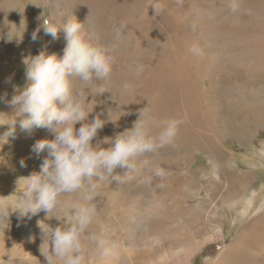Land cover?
<instances>
[{"label":"rangeland","instance_id":"rangeland-1","mask_svg":"<svg viewBox=\"0 0 264 264\" xmlns=\"http://www.w3.org/2000/svg\"><path fill=\"white\" fill-rule=\"evenodd\" d=\"M29 1L30 0H13V2L16 3L15 5L19 6V11H18L19 14L16 12V14L14 13L15 15H12V17H9L10 15H8L7 18L9 20L6 19V15L0 17V35H3L8 31L7 25L3 23L4 19H6L5 22L9 24V26H11L12 32L14 31L13 33H16L21 37L19 42L15 40L16 45H14V40L11 41L12 42L11 43L8 42L7 39H5L6 37L0 38V57L2 58L6 57L5 58L6 61L1 60L0 63L3 62V66L7 67L8 69L14 70L11 71L9 75L12 81L11 84H8L2 90L0 88V96L7 94V100H11L12 96L18 95L20 91H23V88L27 83L25 79L26 65L23 62L26 58L30 56L38 55L41 51H45L48 54L55 53L58 56L63 55V49L66 46L63 32L59 33L58 39L53 40L51 36L45 35L43 30L41 29L38 40L36 42L32 41L31 39L32 33L38 28L40 24V20L42 24V19L51 16L54 17L55 21L59 25V23L62 20L66 19V17H64L65 15H70V16L76 15V17L81 22L84 23L85 34L95 41L99 39L100 43L102 42L103 45L105 46L107 45V41L109 40V37L110 38L113 37L112 41H115L114 33L111 31L112 29L110 28H113V25L121 20L125 21L128 26L126 35H128V41H129V44L127 45L125 52V59H126L131 57L130 54L134 50L135 44L138 42L139 37L141 35L140 30L135 28L132 19L134 18L137 19L141 16H145V14L148 12L147 10L148 0H141L140 2L141 5L134 12L137 14L134 17V13H131L128 20L125 19L123 20V16L124 14H126L125 7L127 0H40L41 7L37 5V9L38 11L41 9L40 12L42 14V17L40 15L41 19L38 22L39 24H34L32 26L31 20L35 19V17L31 16L30 12H34V9L32 7L31 8L27 7L25 10H23V6L25 7V5ZM3 3L4 0H0V5H2ZM164 4H165V9L160 15L154 16L155 13L153 10L150 12L151 13L150 15L149 13H147L150 16L149 18L156 17L155 19L156 21H158V19L161 18L162 20L160 19L161 20L159 21L160 23L158 22L157 24H155L156 26L154 24L153 25L147 24V25H143L142 27L144 30H147L149 26L155 28L156 29L155 32H158L162 36H158L157 34H154L153 39L155 38V35L158 36L159 38L162 37V39H158L159 41L161 40L160 44L164 42L162 41L163 37L166 39L168 46L173 51V54L174 55L176 54L175 56H173L172 65L169 63L164 64L163 62L164 60L163 61L157 60L158 55H152L151 57L147 56V59L144 56L143 58H141L138 55L135 58L130 59L126 63V64H130V66L133 69L130 70V73H133L135 76H138L140 74L138 77L144 76L145 79L146 76H147L146 78H148V76L150 77L152 74L156 73L157 71L165 72L169 70L170 66H174L175 76H177L178 74H179L178 76H180V74L183 71L185 72V75L188 76V79L192 80L195 86L198 87L197 91H199L201 95L200 98H201L202 110H206L207 107L206 105H208L209 100H215L216 103H219V105L216 106L218 108L217 110L218 113L215 115V121L217 125L215 126L214 129L215 131L212 132V134H214L212 135V137L215 136L213 140H216L217 142L210 144V148L209 147L207 148L208 150L206 153H203L202 151L201 152L197 151L196 148H193V150L191 149V153H192L191 155V153H189V151L186 152L187 151L186 148L183 147L181 149L183 150V152L180 151L179 154L180 157L175 158V160L169 157L170 154L169 151H167L168 154L166 156H164L163 153H160V155L157 154L156 156V160L158 159L157 160L158 163L156 162L155 164H157L156 166L160 167V169L163 170L162 171L163 177L165 178L166 176V179H168L171 176L175 175V187L176 189L178 188L176 191L177 195H175V199L177 198L178 200V198H180L178 201H181V203H183L186 208L190 207L191 209H195L198 207L199 204H202L203 205L202 207H205L203 208L204 210L198 209L197 211H194V215L189 214V216H187L186 212H183L185 219L184 218L182 219L180 215H178L179 217L177 218L175 224L177 225L178 229L175 231V235L173 239V243L175 242V244L172 245L173 247L172 251L174 253L173 255L175 258L172 257L174 258V260L169 262L166 261L167 262L166 264L182 263L181 258L188 248L189 249L195 248L194 251L196 252L190 255V259L188 263L185 264H207L211 259L215 258L218 255V253L223 250L225 246L228 247L229 243H231L232 240H236V238L239 237L240 235H242L243 237L242 238L243 243L241 248L243 247V250L249 248L251 250L249 255L251 257L255 256L256 258L257 255L260 256L262 251H264V230H263L264 229V218H263L264 216V77H263L264 71L260 69L261 67H264V0H240V4H241L240 11L236 14H232L229 12V10L226 7L225 0H164ZM168 8H170L172 17H169L170 16L169 12L165 16ZM10 9H11L10 12L14 11L13 5L10 7ZM65 10L67 11L68 14H66ZM40 12L38 13L40 14ZM200 13L206 16H210L209 14H211L210 16L211 18L209 19L206 17L204 19L202 18L203 16ZM16 15L19 16L17 17ZM119 15H121L122 18H120L121 16ZM234 21L238 23V25H240V28H243V25L245 23V27H249L251 31H248L249 30L248 29L244 33L245 36L244 35L237 36L236 32L231 36V38L227 35L224 36V33L220 31L224 27H230L229 23ZM22 22L24 27L20 28L19 29L20 31L19 30L16 31V28L20 27ZM193 22L196 24L195 31H192ZM2 23L3 25H1ZM109 24L111 25L108 26ZM198 25H203V26L213 25L214 27H211L210 29L215 30V28H219L217 31L220 32L219 33L220 35L211 36L210 34L206 33L204 34L205 36L204 35L200 36L197 34L198 29H200ZM163 28L164 29L166 28L165 29L166 31ZM108 32L110 33L108 34ZM100 35H102V37ZM233 37L235 39H233ZM143 39L145 40L144 49H147L149 47L148 43H150L149 42L150 39L144 36ZM232 40H236L238 43L234 42L236 43V45H234L233 42L231 43ZM192 43H198L203 50H207V51L212 50V55H215L219 51H222L223 57H227V56L231 57L238 54V52L240 51L245 56L247 55L249 56L250 54L252 58L250 61L245 60L244 58H242V60H239V57L237 56L236 58L233 57L231 60L217 61V63L213 64V61L210 58H207L208 56H204L198 58L199 62H201L198 63L199 65L198 66L197 63L190 64L191 58L189 59L187 58L188 56L191 57L187 49ZM229 43L231 44L229 45ZM109 47L110 49H112L115 58L119 60L120 58L118 52L119 46H109ZM207 51L204 54H208ZM14 56L18 57L17 60L16 58L15 59L13 58ZM184 58L188 59L186 63L185 60H183ZM9 60L11 61L15 60L14 65L11 64V62H8ZM136 62L140 63V65L143 66L144 71L142 73L137 72L136 70L137 68H135L137 67ZM247 62H250V65L252 67L259 68L256 69L258 70V72L253 74L255 75L254 78L247 77V74H245V72L243 73L242 71L244 68L243 64ZM183 64L184 67L182 66ZM210 68L213 69V72H215V78L216 79L218 78L221 84L219 88L215 89V91L211 95H209L208 98H203V95H206L205 93L207 91L205 88H207V86L209 87V85H207V82H205L206 79H204V76L202 74L205 72L204 70ZM114 78L115 75L111 73L109 81L106 82V84L104 85L107 91L104 92L102 95L93 97L98 102L97 104H99V107L102 109L108 107L109 104H116V106L120 105L121 102L120 97L122 96V93L120 94L119 92L122 91H118L120 90L118 89V86L112 89L113 88L112 82L117 81L118 83L117 80L118 76L117 78H115L116 80ZM177 80L178 79H176L174 83H171V85H173V90L175 91L177 98L180 99V95H178L180 92L176 91L178 88L176 87ZM200 81H203V83H200ZM75 83L77 87L80 86L78 81H75ZM123 88L124 87H122L121 90H123ZM130 89L132 91L133 88L129 87L127 92H129ZM86 91L90 92V89ZM244 97H246L248 101H250V104L252 106L251 107L252 112L250 111V113L251 115L253 114L252 116L247 110L248 108L245 110L247 113L243 112L239 108L242 100H244ZM154 99L155 97L150 91L146 95H143V99L139 100L136 98L137 101L139 100L138 101L139 104L145 107L152 104V101ZM248 114L251 117H255V119L252 120L254 123L252 125L253 129H251V131L252 130L254 131L251 132L250 136H247L246 140L240 141V142L245 141L247 142V144H242L238 142L237 141L238 136L237 138L236 137L232 138L231 136H223L226 135L227 132H230L233 127L236 126L237 128V126H240L242 124V121L245 122L246 120L244 119V117L247 118ZM13 115H15L13 108L10 107L9 104L6 102H0V123H6L8 121V116H13ZM242 117L243 120H241ZM22 118L23 117H17V121ZM114 121L115 120H112V123ZM109 122L111 121H108V124ZM222 124H225L227 126V129L223 128ZM243 124L246 125L245 123ZM9 127L10 125L8 124H0V135H2L5 131H7ZM16 131H17V136L15 139L9 138V141L6 144L4 143L3 145H0V182L3 181V184L5 183V185H0V186L7 187L8 191H9V185L11 183L16 184V180H17L16 172L12 173L13 176H9V177L10 179L14 177L15 180L14 179L11 180L12 182L10 181L11 183L8 184L9 183L7 179L8 174L11 173L10 170L12 169V168L9 169L10 168L9 166L19 168L18 171L24 176L26 175L28 170L31 171V169H34L33 164L35 162H36L35 164L40 165L39 164L40 161L38 160L37 162V156L32 151L31 145H29L30 147L28 146L26 150H22V147L25 146H24V142L20 143V141L29 139L30 142H32V139L35 140L47 139L50 133L47 129L40 128V129H34L33 132L30 135H28L26 133L20 132L18 124ZM239 137L243 138L244 136L242 137L240 135ZM219 141H221V145ZM10 144L12 145V147H17L18 156L12 158L8 153V149L4 147V146H6L7 148L8 146L11 147ZM219 146H223L228 153L227 157H229V160L227 158L228 160L227 166L229 167V170L234 172L232 173V175L234 174L232 178L235 181V187L238 189V191L233 192L229 196H228V192L229 190H231L230 188L233 185L231 184V181L229 183L228 181L225 182V179L228 174L225 173L224 170L222 171L221 169H219L218 165L213 160L214 155H216L214 152H216L219 149ZM157 149L155 152L160 151V148ZM44 153H46V151ZM181 153H184L185 155H182ZM25 155L29 157V160L25 158L26 157ZM231 155L234 156V159L233 156ZM187 157L189 158L191 157L190 161H192L195 157V162L190 163ZM4 158H8V159H4ZM22 159H25L26 166L24 167L20 165V161ZM200 167H202L201 170L202 173H200L201 176L197 173L194 174L192 172L193 170L195 172V170L200 169ZM6 168H8V170ZM150 171L151 174H153L154 170L151 169ZM150 171L149 170L145 171L143 175L146 176L145 173L146 172L150 173ZM246 174H250L252 176L248 178ZM196 175L198 181L200 180L199 182L202 183L201 184L197 183L195 187L200 188L201 191H200V195L191 197L192 194L195 193L192 192L193 184L191 179L196 177ZM223 175L225 176L224 179H223ZM242 175H245L248 179L242 177ZM155 177L157 178V180L154 179L152 181V183L154 182L152 185L155 184V188H150L149 186H147V189L151 190L154 194L157 195L158 198L156 201L157 203H159L160 201H162V195L164 190L163 189L164 184L160 183L159 181H164V180L159 179V177H157L156 175ZM144 181L145 179H143L142 182ZM130 182H126V183L130 184ZM136 182L137 181H135L132 184V187L136 186ZM147 192L148 191L145 189L142 190V196H143L142 198H144V202L143 199L138 200L140 201L139 203H141V206L142 205L146 206V204L148 206L149 203L147 202H150V204L153 203V201L151 202L150 197L147 195ZM7 194H2L0 191V213H4L7 215L6 217L0 215V237L5 238L4 241L2 240V242H4V244L7 245L8 249H12L15 246V248L12 251H15L16 249H22V247L26 243H29V245L27 246H30V244L31 245L34 244L35 246L34 245L33 247L31 246V249L33 255L36 254L34 258L35 261L38 262L39 260L44 259V257L40 253V246L42 243L41 237H40L41 242L37 244L39 238L37 239L36 235L33 236L35 241L30 238V242L26 240L29 239V234H25L24 236L22 235L24 229L28 228L27 227L28 225L26 224L30 222L29 219L26 217H22L20 211L18 210L19 213L16 215L18 217L12 215L13 220L15 222L14 223L9 221L7 222L8 217L9 219H11L9 215L10 209H6L2 204L6 199V197L8 196ZM160 194L161 196H159ZM145 198H148L150 201L147 199L145 200ZM207 209H211L212 214L208 215L209 213L207 212L205 213V210ZM198 213H200L201 215ZM204 215L206 218L204 217ZM132 220L134 221L133 218ZM182 220H185L186 223L185 221H183L184 222L183 223ZM43 222L50 225L51 227H56L59 225V221H57L55 218L52 219L45 218ZM210 223L212 224L213 227L211 226ZM217 225L219 226L221 232L220 231L218 232L217 230L214 229L217 227ZM243 226H246L245 227L246 230L248 228L250 230L248 229L245 233V230L242 228ZM89 231L91 230L89 229ZM113 231L115 230L110 228L107 230V233H105L107 238H109L110 240H115V237L112 236ZM139 232L137 233L132 232L128 234L130 238L133 240V243L135 244L134 246H132V248L130 247L129 236L127 237L123 236L122 240L124 242H122L121 240L117 242L118 247L116 248L113 256L108 258L107 262H110V264H151L153 259L156 264H163L164 259L166 257L165 254H163V250L165 249L166 252L169 251V248L167 247L169 245H166L164 243L166 241V238H162L160 242V239H158V237L156 238V236L154 235L144 234L147 237L143 238L144 236L142 232L141 231ZM23 237H25L26 239ZM184 238L186 239V241L184 240ZM247 242H249V244H247ZM181 244L184 248L180 246ZM262 245H263L262 251L255 250V248L258 249ZM88 250L89 253H91V247ZM129 250H131L130 251L131 253L128 255ZM25 258L26 256H22L20 258L17 257L18 259L17 264H20L19 261H25ZM126 261H130V262H126ZM98 263L99 260L96 261V264ZM24 264H29V263L25 261ZM259 264H264V262Z\"/></svg>","mask_w":264,"mask_h":264},{"label":"clouds","instance_id":"clouds-1","mask_svg":"<svg viewBox=\"0 0 264 264\" xmlns=\"http://www.w3.org/2000/svg\"><path fill=\"white\" fill-rule=\"evenodd\" d=\"M148 3L154 16L164 11V0H148ZM225 3L230 13L240 11V0H225ZM64 17L66 19L59 25L54 17H45L31 36L32 41L36 42L42 29L45 35L56 40L63 32L66 42L63 55L41 51L26 58L23 62L26 65L27 83L23 91L12 96L11 100H7V94L0 96V102L8 103L15 113L8 116L6 123H0L10 125L0 135V145L7 143L9 138H16L17 124L20 132L28 135L40 128L53 134L54 139L37 140L32 145L37 157L45 151L47 156L42 160L40 171L16 180L19 192L15 209L28 219L44 212L46 219L59 221L56 227L42 223V220L37 221L42 233L40 253L46 264H96L97 260L103 261L113 256L118 247L103 231H89L97 215L94 200L101 183L106 177L116 180L120 176L116 173L118 168L126 169L123 175L127 176L129 172L138 170L136 161L139 160L141 165L147 164L148 160L141 158L170 144L177 135L179 121L172 118L158 123L145 107L139 110V118L131 128L114 137H104L94 144L93 140L110 120V109L107 120L102 118L103 111L89 120L98 102L95 99L88 101L87 97L89 94L102 95L107 91L104 85L110 79L113 60L110 48L87 36L84 23L76 15ZM4 23L8 31L0 38L19 42L21 37L12 32L9 24ZM22 27L23 22L19 28ZM127 27L125 21L113 25L115 41L126 38ZM192 29L196 30L195 23ZM187 50L196 58L204 55L198 43H192ZM136 70L143 72L144 68L139 65ZM75 81L79 82L80 87L76 86ZM11 82V78L5 81ZM128 88L125 84L124 91H128ZM89 89L90 93L86 91ZM17 117L23 118L17 121ZM77 124H80L79 128ZM152 125L159 128L156 136L150 135ZM104 144L110 146L105 148ZM20 164L26 166L24 160ZM154 174L163 176L159 167L154 169ZM62 196L74 198L62 203ZM0 215L7 216L4 213ZM14 248L8 249L5 256L9 259L3 258L2 264H17L18 259L12 254Z\"/></svg>","mask_w":264,"mask_h":264},{"label":"bare ground","instance_id":"bare-ground-1","mask_svg":"<svg viewBox=\"0 0 264 264\" xmlns=\"http://www.w3.org/2000/svg\"><path fill=\"white\" fill-rule=\"evenodd\" d=\"M140 2H141V0H129V1L127 0L126 1V7H125L126 14L123 13L124 14L123 20L124 19L128 20V18L130 17V14L134 13L135 10L141 5ZM15 4L16 3H14L13 0L12 1L11 0H4V3L2 5H0V17H3V16L6 15V19L9 20L7 18L8 15H10L9 17H12V15H15L16 12L18 13L19 6H16ZM123 4H125V3H123ZM12 5L14 7V11L10 12V10H11L10 7ZM37 5H39V7H41L40 0H30L25 5V7L23 6V10H25L27 7H30V8L32 7L34 9V12H30V15L35 17V19L31 20V25L32 26L34 24H39L38 22H39L40 19H37V18H40V15L42 17V14L40 12L41 9L38 11ZM147 10H148L147 13H149V15H150L151 14L150 12L153 9H149V3H148V6H147ZM21 11H22V9H21ZM38 12H40V14ZM168 12L170 13L169 17H172L171 12H170V8H168L165 16L167 15ZM147 13L145 14V16H141V17H139L137 19L136 18L132 19V22H133L135 28L140 30V34L141 35L139 37L138 42L135 44L134 50L130 54L131 57L125 59L126 48H127V45L129 44L128 35H126V38L123 39L120 42L112 41L113 37H111V38L109 37V40L107 41V45H106L107 47H109V46H119L118 47V52H119V57H120L119 60H117L115 58V56H114V54L112 52V49H110V54H111V57H112V60H113L112 74L115 75V78H117V76H118L117 80H118V83H119L118 84L117 81L112 82V86H113L112 89H114L116 86H118V89H120L118 91H122V92H119L120 94L122 93V96L120 97L121 98L120 99L121 102H120L119 106H116V104H109L108 107H105V108L102 109V108L99 107V104H97V106L95 108V111L90 114L89 120H91L96 115V113L103 111L104 112V116L102 118L107 120L108 119V116H107L108 109H110V120H111V122H109V124H108V122L105 124L103 129L99 131L97 137L93 140V143L95 144L98 140H103L104 137H114L115 134H117L118 132H122L125 129H127L129 127H132L133 122L136 121L139 118V110L145 108V106H143V105L141 106L138 101L140 99H143V95H146L147 93H149V91L153 94L155 99L152 101V104H150L146 108L149 110V112L153 116L154 120L157 121L158 123L162 124L164 121H166L168 119H172V118L177 119L179 121L177 135L175 136V138L173 139V141L170 144L165 145L163 147H160V151L159 152H155V153H153L152 155H150L148 157H142L141 160H143V159H147L148 160L147 164L141 165L139 160L136 161V163L138 165V170L137 171L129 172L128 175L125 176L123 174H125L126 170L118 168V169H116V173L120 174V176L115 178L118 181L114 180L113 177H106V179L101 183V187L97 190L96 195H95L94 204H95L97 215H96V218H95V222L90 227V230L91 231H96V232L103 231L104 233H107V230L112 228V229L115 230V231H113L112 236L115 237L114 241L116 243L118 241H120V240L122 242H124L122 240L123 236L127 237V236H129L128 235L129 233H132V232H136L137 233L139 231L142 232V234L144 236L143 238L147 237L146 236L147 234L154 235V236H156V238L158 237V239H160V242H161L162 238H166V241L164 243L166 245H169V246H167L169 248L168 252H166L165 249L163 250V254H165V256H166L165 257L166 260L164 259V263L166 264L167 263L166 261H168V262L169 261H173L174 258H175L174 255H173L174 253L172 251L173 250L172 245L175 244V242L173 243V239H174L175 231L178 229L177 225H175L176 224V220L179 217L178 215H180V217L183 219L184 218L183 212H186L187 216H189V214L190 215H194V211H197L198 209H203L205 207H202L203 205L199 204L198 207L195 208V209H191L188 206H187L188 208H186L184 206V204L181 203V201H178L180 198H178V200H177V198L175 199V195H177L176 191L178 189V188L176 189V187H175V175L171 176L168 179H166V176H165V178L163 176L159 177V179L164 180V181H159L160 183L164 184V186H163L164 190H163V195H162V201L157 203V201H156L157 198H158L157 195L154 194L151 190L147 189V186H149L150 188H155V184L152 185L154 183V182L152 183V181L154 179L157 180L155 175H153L154 172L152 171L153 174H151L150 170L151 169L154 170L155 167H158V166H156L157 164H155V163L156 162L158 163V161H157L158 159L156 160V156H157V154L160 155V153H163L164 156H166L168 154L167 151H169L170 152L169 157L173 158L174 160H175V158H179L180 157L179 154H180V151L183 152V150H181L183 147L186 148V150H187L186 152L189 151V153H191V149L193 150V148H196L197 151H200V152L202 151L203 153H206L207 150H208L207 148L208 147L210 148V144H212L214 142H217L216 140H213V138L215 136L212 137V135H214V134H212V132L215 131L214 129H215V126L217 125V123L215 121V115L218 113L217 112L218 108L216 106H218L219 103H216L215 100H209L208 105H206L207 106L206 110H202L201 109V98H200L201 95H200L199 91H197L198 87L195 86V84H194V82H192V80L188 79V76L185 75V72H183V71L180 74V76H178L179 74L177 76H175V68H174V66H170L169 70L165 71V72L164 71H162V72L157 71L156 73L152 74L150 77L148 76V78H146L147 76L145 75L146 76L145 79H144V76L138 77L140 74L139 75L136 74L138 76H135L133 73H130V70H133V69L130 66V64H126V63L130 59L135 58L138 55L141 58H143V56H144V57H146V59H147V56L151 57L152 55H158L157 60H160V61L164 60L163 61L164 64L165 63L166 64L169 63L171 65H172L173 56L176 55V54L175 55L173 54L172 49L168 46L167 41H166V39L164 37H163V40H162L164 42H162L160 44L161 40L159 41L158 39H162V37L159 38L158 36H162V35H160L158 32H155L156 31L155 28H152L151 26H149L147 28V30L149 32L147 30L143 29V27H142L143 25H147V24L148 25H153V24L155 25L159 21L162 20L160 18L161 20L158 19V21H156L155 20L156 17L149 18L150 16ZM66 14H68L67 11H66ZM136 14L137 13H134V17H135ZM209 15L211 16V14H209ZM98 16H100V15H98ZM119 16H121V15H119ZM202 16H203L202 18H204V19L206 17L209 18V19L211 18L210 16H206V15H202ZM218 16H217V18H218ZM17 17H16V19H17ZM120 18H122V16ZM168 18H167V21H168ZM234 19H235V17H234ZM5 21L6 20L4 19L3 23ZM107 22H108V20H107ZM3 23L1 25H3ZM161 23H163V22H161ZM229 24H230V27H224L220 32L224 33V36L227 35L230 38L235 32L237 33V36H242L249 29V27H245V23L243 25V28H240V25H238V23H236L235 21L231 22ZM40 25H41V20H40L39 26ZM110 25L111 24H109L108 26H110ZM198 26L200 27V29H198V33L197 34L200 35V36H202V35H204L206 33L210 34L211 36H219L220 35L219 34L220 32L217 31L219 28H215V30L210 29L211 27H214L213 25L212 26L211 25H205V26L198 25ZM10 28H11V26H10ZM91 28H92V26H91ZM19 29L20 28L17 27L16 31H18ZM110 29H112V28H110ZM248 31H251V30L249 29ZM109 33L110 32H108V34ZM154 34H157L158 36L155 35V38L153 39ZM100 36L102 37V35H100ZM143 36L146 37V38L148 37L150 39V41H149L150 43H148L149 47L147 49H144V44H145L144 41L145 40L143 39ZM177 38H176V41H177ZM233 39H235V38L233 37ZM96 41L98 43H100L99 39H97ZM158 41H159V43H158ZM232 42H233L234 45H236V43H238L236 40H232L231 43ZM234 42H236V43H234ZM200 43H201V41H200ZM231 43H229V45ZM101 44H103V43L101 42ZM14 45H16L15 44V40H14ZM238 45H240V44H238ZM209 46H211V45H209ZM206 51L207 50H203L204 53ZM207 53L208 54H204L203 57L204 56H208L207 58H210L213 61V64L217 63V61L231 60L233 57L236 58L237 56L239 57V60H242V58H244L245 60L250 61L251 58H252L250 56V54H249V56L247 55L248 56L247 57V56L243 55L240 51L238 52V54H236L234 56H231V57H229V56L223 57L222 51H219L215 55H212V50H208ZM122 54H124V55H122ZM5 58L0 57V62H1V60L6 61ZM13 58L14 59L16 58V60H17L18 57L14 56ZM187 58L188 59L191 58L190 64L197 63V65H198V63H201V62H199L198 58L193 57L192 55H191V57L188 56ZM138 59H140V58H138ZM188 59L184 58L183 60H185V63H186V61ZM202 59H204V58H202ZM141 61H142V59H141ZM8 62H11V64L14 65L15 60L14 61L13 60L12 61L9 60ZM243 62H244V60H243ZM136 65L139 66L140 63L136 62ZM201 65H203V64H201ZM182 66L184 67V64ZM243 66H244V68L242 70L243 73L245 72V74H247V77H250V78L253 77L254 78L255 75H253V74L257 73L258 70H256V69H259V68L258 67L257 68L252 67L250 65V62H247V63L243 64ZM135 68H137V67H135ZM260 69H262V71H264V67H261ZM11 71H14V70L13 69H8L7 67L3 66V62L0 63V88H1V90L5 86H7L9 84V83H5V81H6L7 78H10L9 75H10ZM204 71L205 72L202 75L204 76V79H206L205 82H207V85H209V87L207 86V88H205L207 91L205 93L206 95H203V98H208L209 95H211L215 91V89L219 88L221 83H220L218 78L217 79L215 78V72H213L212 68L206 69ZM257 78H259V77H257ZM176 79H178L177 83H176L177 84L176 87H178V88H177L176 91L180 92L179 94L177 93L178 95H180V99L177 98L176 93L173 90V85H171V83H174V81ZM203 81H200V83H203ZM125 84H127L129 87L133 88L132 91L130 89L131 92L130 91L129 92L124 91V88H123V90H121L122 87H124ZM107 94H109V93H107ZM120 94H118V95H120ZM93 97H94L93 95L89 94L88 97H87V100L91 101V99H95ZM136 98L139 99V100L137 101ZM183 104H186V105H183ZM251 107L252 106L250 104V101H248V99L246 97H244V100H242L241 105L239 107L240 110H242L243 112L247 113L245 110L248 108L247 110L250 113ZM250 115H251V113H250ZM261 115H263V114H261ZM251 116H249V114H248L247 118L244 117V119L246 120L245 122L242 121V124L239 123V124H241L240 126H237V128H236V126L233 127L230 132H227L226 135H223V136H231L232 138H234V137L237 138V136H238V139H237L238 142L246 140L247 136H250L251 132L254 131V130L251 131V129H253L252 125H253L254 122L252 120L255 119V117H251ZM112 120H115V121L112 123ZM241 120H243V117H242ZM243 123H245L246 125H244ZM76 127L79 128L80 124H77ZM222 127L227 129V126L225 124H222ZM218 129H220V128H218ZM158 132H159V128L158 127H156L155 125L150 126V134L152 136H156L158 134ZM216 133H217V131H216ZM240 135L242 137L243 136L244 137L240 138L239 137ZM220 138H222V137H220ZM47 139H49V140L54 139L53 134L49 133V136L47 137ZM40 140H42V139H40ZM36 141L37 140H35V139H32V142H30L29 139L28 140H24V141H20V143L24 142V146H25V147H22V150H26L29 145H31V149H32V145ZM219 143L221 145V141H219ZM240 143L247 144V142H245V141L244 142H240ZM109 146L110 145H108V144H104L103 145V147H105V148H107ZM4 147L6 149H8V153L10 154V156L12 158L18 156L17 147H12V145H11V147L8 146V148L6 146H4ZM214 153L216 155H214V159L213 160L218 165L219 169H221L222 171L224 170V172L228 174L226 179H225V182L228 181V183H229L231 181V184L233 185L230 188L231 190H229V192H228V196H229L233 192L238 191V189L235 187V181L232 178L233 175H234V174L232 175V173H234V172L229 170V167L227 166V162L229 160V157H227L228 153L224 149L223 146H219V149L216 152H214ZM181 154L185 155L184 153H181ZM159 155H158V157H159ZM191 155H192V153H191ZM211 155H213V154H211ZM46 156H47V151H46V153H41L40 156L37 157V162L39 160L40 161L39 164L41 165L42 160ZM231 156H233V155H231ZM8 158H10V157H8ZM8 158H4V159H8ZM25 158H27L29 160V157L26 156ZM161 158H162V156H161ZM190 158L187 157L188 161H190ZM227 158H228V160H227ZM19 159H21V158H19ZM196 159H197V157H196ZM233 159H234V156H233ZM22 160L25 161V159H22ZM33 161H34V159H33ZM193 162H195V157H194V159L192 161H190V163H193ZM35 163L33 164L34 169H31V171L28 170L27 173L24 172V173H26V175H24V176L18 171L19 168L13 167V166H9L10 167L9 169H11V168L12 169L10 170L11 173L8 174V178L7 179H8L9 183L8 182L7 183L10 184L12 182L11 180L14 179V177L13 178L11 177L12 179H10V177H9V176H13L12 173L16 172V176H17L16 179H18L19 177H27L34 171H36V172L40 171V165H37ZM187 166H188V164H187ZM13 168H15V169H13ZM6 169L8 170V168H6ZM147 170H149L150 173L146 172L145 173L146 176H144L143 174ZM201 170H202V167H200V169H198V170H195V172H194V170L192 172L194 174L197 173V174L200 175V173H202ZM246 175H247L248 178L252 176L250 174H246ZM242 177L247 178L245 175H242ZM224 178H225V176L223 175V179ZM143 179H145L144 182H142ZM135 181H137L136 182V186L132 187V184ZM191 181H192V184H193L192 192H195V193H193L192 196L191 195L190 196L193 197V196H196V195H200L201 189L195 187V185L197 183H200L199 182L200 180L198 181L197 175H196V177L192 178ZM126 182H130V184H127ZM142 183H144V184H142ZM0 185H5V183L3 184V181H2V182H0ZM156 185H157V183H156ZM143 189L148 191L147 195L150 197L151 202L153 201V203H151V204H150V202H147V203L150 204V205L148 204V206H147V204H146V206L145 205L141 206V203H139L140 201H138L139 199H143V202H144V198H142L143 197L142 196V190ZM195 189H196V191H195ZM6 190H7V187H5V186L1 187L0 186V191H1L2 194H7L8 190L7 191ZM16 191H17V193H16ZM18 192H19V190H17V185L11 183L9 185V191H8V194H7L8 196L7 197L5 196L6 199L2 203L3 206L6 209H10V212H11V213L9 212V215H10L11 219H9V217H8L7 222L9 221V222L14 223L15 221L13 220L12 215L16 216L19 213L18 210L15 209V202L18 199ZM159 196H161V194ZM72 198H74V197L62 196V197H60V200L63 203V202H65L67 200H70ZM146 199L149 200L148 198H145V200ZM206 212L209 213L208 215L212 214L211 213V209L205 210V213ZM198 214H200V213H198ZM45 215L46 214L44 212H40L37 216L32 217L31 219H29L30 222H28L26 224V225H28L27 226L28 228L24 229V232H22L23 236L25 234H29V239H26L25 238L26 236L23 237V238H25L27 241L30 242V238L32 240H34L33 236L36 235L37 239L39 238V241L37 242V244H39V242H41L40 241V237L42 236V234H41L40 228L37 226V221L38 220H42V223H44L43 221L45 220ZM16 217H18V216H16ZM130 217H131V219H130ZM204 217H205V215H204ZM132 218L134 219V221L132 220ZM263 218H264V216H263ZM193 219H194V217H193ZM183 221H185V220H182V222ZM210 222H212V221H210ZM185 223H186V221H185ZM218 225L214 229L217 230L218 232L219 231L221 232V230H220ZM211 226H212V224H211ZM245 227L246 226H243L242 228L245 230V233H246V231L249 228L246 230ZM148 230H151V231H148ZM176 233H178V232H176ZM144 234H146V235H144ZM178 235H180V234H178ZM242 238H243L242 235H240L239 237L236 238V240H232V242L229 243L228 247L225 246L226 249L224 247L223 250L220 251L218 253V255L215 258L211 259L207 264H259V263H263L264 262V260H263L264 251H262L263 250V245L261 247H259L258 249L254 247L255 250L262 251L260 256L257 255L256 258H255V256L251 257L249 255L250 251H251L249 248L248 249L246 248L245 250H243V247L241 248L242 243H243ZM4 239L5 238L0 237V253H1L0 264H2V259L3 258L5 260L9 259L7 256H5V255L8 254L9 250L7 248V245H5L4 242H2V240L4 241ZM129 239H130V247L132 248V246H134L135 244L133 243V240L130 238V236H129ZM184 240L186 241L185 238H184ZM142 241H143V239H142ZM150 243H151V241H150ZM247 244H249V242H247ZM27 245H29V243H26L22 247V249H16L15 251H12V254L14 256H17L18 258H20L22 256H26L25 261H27V263H29V264H46L45 259H41L38 262H36L35 259H34L36 254L33 255L32 249H31V246L33 247L34 244H32V245L30 244V246H27ZM163 246H164V244H163ZM180 246H182V244ZM188 246H189V244H188ZM90 247H91V245H89V248ZM186 248H187V246H186ZM127 249H129V248H127ZM194 249L195 248H190V249L188 248L185 251V253L183 254V256L181 258L182 259V263H180V264L188 263V261L190 259V255L196 252V251H194ZM131 250H129L128 255L131 253L130 252ZM198 250H199V248H198ZM125 251H127V250H125ZM168 254H169V256H168ZM172 257H174V258H172ZM181 259H180V261H181ZM25 261H19V263L20 264H24ZM107 261H108V258L103 260V261H99L98 264H110V262H107ZM126 262H130V261H126ZM151 264H156L153 259H152Z\"/></svg>","mask_w":264,"mask_h":264}]
</instances>
